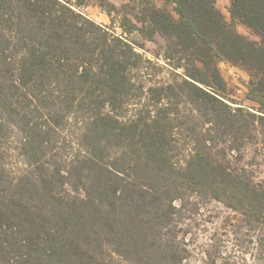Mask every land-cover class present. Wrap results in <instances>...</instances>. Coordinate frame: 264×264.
<instances>
[{
  "label": "trees",
  "instance_id": "1",
  "mask_svg": "<svg viewBox=\"0 0 264 264\" xmlns=\"http://www.w3.org/2000/svg\"><path fill=\"white\" fill-rule=\"evenodd\" d=\"M94 1L110 26L81 0H0V264H185L208 201L246 237L206 263L264 264V0L228 6L258 40L216 0Z\"/></svg>",
  "mask_w": 264,
  "mask_h": 264
},
{
  "label": "rangeland",
  "instance_id": "2",
  "mask_svg": "<svg viewBox=\"0 0 264 264\" xmlns=\"http://www.w3.org/2000/svg\"><path fill=\"white\" fill-rule=\"evenodd\" d=\"M109 1L118 7L128 2V0ZM152 1L158 6L162 5V0ZM72 2L74 3V0ZM216 5L225 19L233 23L239 33L250 39H259L249 27L240 22L232 21L228 12L229 0H216ZM73 8L96 23L110 26L112 22V18L94 0H81L79 4H74ZM113 29L117 33H120L117 22L113 23ZM146 47L153 49L155 46L147 42ZM147 55L152 58L150 53L147 52ZM218 66L226 82L231 99L245 105H250L251 102L246 98V84L249 78L247 72L228 62L221 61L218 63ZM183 156L184 152L181 150L178 156L180 161H182ZM186 217L184 223L181 225V232L185 240L189 242V256L185 264H207L205 249L208 248V243L213 242L222 249L226 247V251L228 252L243 249L244 238L246 237L243 234L244 231L237 229L236 226H231V224H238V214L222 203L218 201L205 202L197 211L187 213ZM119 264L128 263L122 261Z\"/></svg>",
  "mask_w": 264,
  "mask_h": 264
}]
</instances>
